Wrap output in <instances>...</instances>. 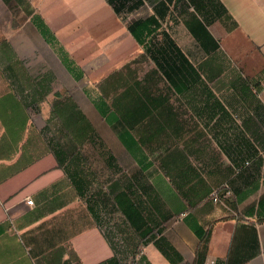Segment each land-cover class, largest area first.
<instances>
[{
  "label": "crops",
  "instance_id": "obj_1",
  "mask_svg": "<svg viewBox=\"0 0 264 264\" xmlns=\"http://www.w3.org/2000/svg\"><path fill=\"white\" fill-rule=\"evenodd\" d=\"M6 1L0 0V264H111L109 260L114 258L119 264H128L129 256L123 257L121 245L118 247L99 221L98 208L89 199V182L82 180L86 194H81L67 171L68 161L60 160L58 152L63 156V151H58L45 134L47 120L58 115L60 97V112L66 108V116L69 110L72 117L84 114L94 132L100 129L94 118L107 121L98 108L89 114L77 99H64L77 84L68 65L72 61L64 57V51L78 57L82 65L95 58L106 60L109 54L106 43L98 45L93 35H88L90 44L79 38L77 32L94 34L95 28L79 30L78 14L95 27L94 19L100 15L94 14L105 12L107 6L123 21V15L141 3L148 6L147 15L132 14L123 21L139 44L138 50L125 59L136 58L147 49L149 58L165 64L164 69H158L179 94H188L202 83L214 91H210V97L217 108L207 110V104H212L210 97L195 96L193 108L177 111L170 99L161 96L153 101L157 109L162 108L160 114L146 101L139 109H131L132 123L152 119L146 125L155 133H167L168 127L175 125V118H194L197 129L210 125L211 133L217 137L211 145L216 155L212 163L218 173L230 171L235 193L215 202L213 191L220 180L210 185L197 168L188 164L176 173L164 162L156 167L145 144L139 141L135 125L123 121L130 138L137 143V152L125 148L118 131L120 128L126 133L124 126L116 129L107 121L120 140L110 145L115 157L129 162L136 172V179L128 181L135 186L133 196L113 185L114 205L123 214L116 196L125 193V198L134 203L139 198L158 222L165 223L159 237L142 244L136 254L132 252L131 264H193L201 236L212 222L216 223L201 264H264V220H260L264 218V0H219L225 14L213 21L206 20L189 0H130L122 14L108 0H87L88 5H96L85 6L81 12L66 8L75 0H23L26 12L22 14V24L14 28ZM60 9L73 15L63 19L58 28L54 26V13ZM36 15L48 26V35L35 23ZM136 21L149 24L145 29L139 24L134 32L129 24ZM158 33L164 36V43L153 49L151 37ZM96 38L100 40L97 35ZM84 44L88 45L82 49ZM79 46L80 51H75ZM22 63L33 74V81L22 79ZM42 71H46L45 76L40 75ZM230 72L234 81L221 98L219 84ZM255 86L261 94L256 93ZM202 118L210 120L204 124ZM221 134L226 135L223 141L219 139ZM246 161L250 165L238 172ZM191 172L195 173L194 179L186 188L183 175ZM155 176L163 189L154 183ZM106 190L102 187L95 194L106 197ZM28 199L34 203L29 204ZM13 231L19 238L8 237L14 235L10 234ZM159 240L165 243V250L160 248Z\"/></svg>",
  "mask_w": 264,
  "mask_h": 264
},
{
  "label": "rangeland",
  "instance_id": "obj_2",
  "mask_svg": "<svg viewBox=\"0 0 264 264\" xmlns=\"http://www.w3.org/2000/svg\"><path fill=\"white\" fill-rule=\"evenodd\" d=\"M86 1L87 0H75L72 5H67L66 8H69L71 12H81L85 6L93 4L90 3V5H88ZM6 2L11 12V27L20 26L23 21L22 14H24V11L26 12L27 3L23 2V0H7ZM63 10L64 9H60L54 13V26H58V28L63 19H68L73 15L68 11L62 12ZM148 10V6L145 3H141L139 6H135L133 10L123 15L122 19L126 21L132 14L145 16ZM78 15L81 16V18L77 19L80 23L79 30H85L87 32L95 28L94 34L83 33L81 35L80 32H77L79 33V38L90 44L91 41L88 35H93L98 45H104L106 43L104 46L105 49L108 48L109 54H107L106 60L95 58L82 65L78 57L71 56L68 52L66 54L64 51V57L67 56V58L72 61L71 63H73V67H75L79 75H82L80 77L74 75L77 84L68 92L69 94L64 96V99H77L76 101H78L81 107L87 110L89 114H91L92 110L98 111L96 101H105L112 110L120 115L123 114L124 120L136 126L138 132L137 136L141 141L145 142L146 152L151 155L156 167H158L161 162H164L168 164L170 170L176 173L179 169H181V171L185 170V164L194 166L207 178L210 185L220 180L219 186L215 188V190L219 189L220 193L224 191L227 192L224 185L229 184L231 192L228 197H233L235 192L229 179L230 171H226L224 168L225 170L218 173L216 166L212 163L214 161L213 157H216V155H214L211 145L213 144V140H217V137L211 133L210 125L207 124L209 127L204 126L202 130L195 127L193 123L194 118H181L180 120L179 118H175L176 126L173 125L172 127L170 124H167L170 126L167 129V133H165V131L155 133L153 128L149 127L148 124L146 125V122L152 121V119H143V121L138 119V121L132 123V118L130 117L131 109H139V106L145 105L146 101H148L151 107H154L155 113L160 114V109L162 108L157 109L153 101L161 96L170 99L175 109L180 111L188 107L193 108L195 96L208 99L211 96V92L214 93V91L209 89L207 85L204 86L200 83L196 87L194 86L190 89L188 94H179L178 91L170 85L169 81L165 79L162 71L158 69L157 62L155 63L153 59L149 58L150 52H147V49L146 53L140 52L137 54L136 58L133 56L125 59L128 54L138 50L139 44L128 32L123 21L117 18L114 10L110 6H107L105 12L102 11L94 14L95 16L100 15V18L94 19V22L97 24L95 27H90L91 22L83 17L81 13ZM87 22L88 24L85 25ZM74 25H76L75 22L73 23V26ZM96 35L99 36L100 40L96 38ZM151 38L153 49L155 45L161 46L164 43V36L160 33L154 34ZM88 44H84L82 49L87 47ZM80 49L81 46L75 51H80ZM58 53L61 58H63L61 48L59 47ZM152 53L153 52H151V54ZM99 54L100 53H98V55ZM86 57L88 56H85V58ZM124 59L125 61L122 63H115ZM10 71H12V68H10ZM30 73L31 72L25 68L24 63H22V79L26 78L28 81H33L34 76ZM41 73H43V76L46 75V71L40 72V75ZM232 78H235V76L231 73L221 80L217 90L221 98H224V95L226 96L225 92L229 89V83L234 81ZM255 89L256 93L261 94L257 86H255ZM64 91L65 89H62L60 92L63 93ZM76 101L75 103L77 104ZM209 101H212V104H207V110L217 108V106H212L214 102L213 96L210 97ZM57 103L59 106L58 115L47 120L45 136L54 144L58 151H63L68 161L67 165H71V170L78 171L81 178L89 182L90 189L88 195L92 194L89 196V199L92 205L98 208L99 221L102 222L103 229L117 242L118 247L121 245L120 251L123 252V257L128 255V264H131L133 260L131 254L134 252L135 246L141 239L133 228L130 227L124 215L114 205L115 195L112 194H114L113 185H116L117 190L127 191L128 194L133 196L132 189L135 186H131L128 181L132 177L136 179L134 167H132L129 162L121 161L120 158L115 157L110 145L113 146L114 142L120 140H117V135L111 131L110 125L104 118H94L95 121L99 123L100 129L97 132L90 131L89 129H85L86 126L82 124L77 116L74 115L72 117L73 114L71 110H69L68 116H66V108L60 112V106L63 104V99H61V97L58 99ZM201 105L203 104L200 103V106ZM187 120V125H185L183 122ZM200 120L206 124L207 120L210 119L202 118ZM180 122L183 123V125H179ZM221 137L222 141L226 139V135H219V139ZM125 138L128 142V144L125 142V148L129 151L133 150L137 152V143L127 134H125ZM194 174V172H191L189 178L188 173H184V181L185 184L188 185L186 188L192 185L190 179L192 177L194 179ZM227 179L229 180L224 182ZM153 181L158 189H163L160 186L157 176L154 177ZM102 187L107 188L106 193L109 195L107 194L106 197L101 195L102 198H100L101 196L97 197L95 193ZM223 195L224 194H222L221 197L224 200L226 198L223 197ZM99 201L101 205H99ZM12 233L14 235H9L8 237L19 238L16 231L10 234ZM15 249L18 250L19 246Z\"/></svg>",
  "mask_w": 264,
  "mask_h": 264
},
{
  "label": "trees",
  "instance_id": "obj_3",
  "mask_svg": "<svg viewBox=\"0 0 264 264\" xmlns=\"http://www.w3.org/2000/svg\"><path fill=\"white\" fill-rule=\"evenodd\" d=\"M128 1L130 0H108V2L114 7L115 11L119 14H122V12L128 9V6H129ZM189 1L191 2L193 6L196 7V9L202 11L201 12L202 15L208 21H213L217 18V16H221L222 14H225L224 7L219 0H189ZM33 19L35 23L38 25V27L42 29V31L45 34L48 35L47 33L48 26L46 25L42 17L40 15H36L33 17ZM139 24H141L143 29H145L147 28L149 21H144V22L136 21L134 23L129 24V28L132 31L134 30L135 32ZM138 38L141 39V36L138 35ZM157 64L160 68L162 69L165 68V64L163 63H157ZM68 65L70 69L72 70V72H74V74L77 75V77L82 76V75H79L78 71L75 69V67H73V63H68ZM165 73L171 79L173 84H175L178 89H181L178 86V83L176 82L174 77L170 74V72L165 69ZM96 106L100 110V112L106 117L107 121L112 125L113 128L118 129L117 127L124 126L123 121L125 120L123 118H120L114 112V110H112L108 106V104L105 101L103 100L99 102L96 101ZM77 117L81 120L82 124L86 126L85 129H89L90 131H93L94 128L92 124H90L89 120L86 119L84 114H81ZM124 128L126 129L125 130L126 133H122L120 128H119L120 130L118 129V131L120 132V136L122 137L124 142L128 144V142L126 141L127 139L125 138V134L130 136L129 130H128L129 128H126L125 126ZM139 141L142 142V144H145V142L141 141V139ZM58 154H60V160L63 158L66 159L64 155L63 156L61 155V152H58ZM70 167H71L70 164L67 165L66 167L69 175L74 180V183L76 184V186H78L81 194L83 195L86 194V191H83V186H82L83 179L81 178L79 172L74 171L73 169L71 170ZM175 183L177 187L183 192L184 190L182 189L181 184H179L177 181H175ZM116 201L119 207L121 208V210L123 211V214L125 215L127 222L130 225H132L135 232L138 234V236L141 239V241L135 247L134 253L136 254L142 244L154 238L159 237V234L163 231V227L165 223L158 222L157 218L149 211L148 206H145L144 202L140 201L139 198H137L136 202L134 203L130 199L125 198V193H123V194H118L116 196ZM260 220H264V218ZM215 223L216 222L210 223L208 226V229L205 232H203L200 243L196 250V260L193 264H201L203 262L204 256L206 255V252L208 250V241H209V238H210V235H211V232H212V229ZM160 240H163V239H160ZM160 240L157 243L159 244L162 250H165V246H164L165 243H161ZM109 263L119 264V260L114 258V259L109 260Z\"/></svg>",
  "mask_w": 264,
  "mask_h": 264
},
{
  "label": "built area",
  "instance_id": "obj_4",
  "mask_svg": "<svg viewBox=\"0 0 264 264\" xmlns=\"http://www.w3.org/2000/svg\"><path fill=\"white\" fill-rule=\"evenodd\" d=\"M250 163H251L250 161H246L243 166H239L238 169H237L238 172L243 170L245 166L250 165ZM224 188L227 189V192L224 191L225 193L224 192L220 193L219 189L218 190L216 189V190L213 191V196L212 197H213L215 202L223 200V198L221 197L222 194H224L223 197H226V196H228L230 194V192H231L230 185L229 184H225ZM27 201H28L29 204H33L34 203L33 199H28Z\"/></svg>",
  "mask_w": 264,
  "mask_h": 264
}]
</instances>
